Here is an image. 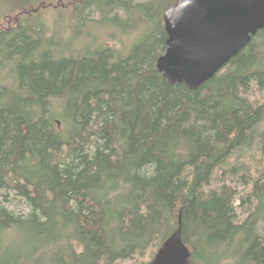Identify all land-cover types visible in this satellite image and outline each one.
Returning <instances> with one entry per match:
<instances>
[{
    "label": "trees",
    "instance_id": "16d2710c",
    "mask_svg": "<svg viewBox=\"0 0 264 264\" xmlns=\"http://www.w3.org/2000/svg\"><path fill=\"white\" fill-rule=\"evenodd\" d=\"M176 3L0 0V264H264V28L191 90Z\"/></svg>",
    "mask_w": 264,
    "mask_h": 264
},
{
    "label": "water",
    "instance_id": "95a60500",
    "mask_svg": "<svg viewBox=\"0 0 264 264\" xmlns=\"http://www.w3.org/2000/svg\"><path fill=\"white\" fill-rule=\"evenodd\" d=\"M164 21L167 49L157 67L169 82L196 90L264 28V0H177ZM190 254L180 217L177 229L146 264H187Z\"/></svg>",
    "mask_w": 264,
    "mask_h": 264
},
{
    "label": "rangeland",
    "instance_id": "374dc122",
    "mask_svg": "<svg viewBox=\"0 0 264 264\" xmlns=\"http://www.w3.org/2000/svg\"><path fill=\"white\" fill-rule=\"evenodd\" d=\"M61 126L62 125L60 124V127ZM132 261H134V260H126V261L122 262L121 264H135L136 261H134V262H132Z\"/></svg>",
    "mask_w": 264,
    "mask_h": 264
},
{
    "label": "bare ground",
    "instance_id": "6f19581e",
    "mask_svg": "<svg viewBox=\"0 0 264 264\" xmlns=\"http://www.w3.org/2000/svg\"><path fill=\"white\" fill-rule=\"evenodd\" d=\"M68 16V15H67ZM44 46V45H43ZM60 48V47H59ZM56 51V50H55ZM66 51V50H65ZM8 93V92H7ZM57 100V99H56ZM60 101V100H59ZM60 104V103H59ZM58 107V106H57Z\"/></svg>",
    "mask_w": 264,
    "mask_h": 264
}]
</instances>
